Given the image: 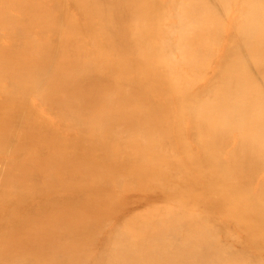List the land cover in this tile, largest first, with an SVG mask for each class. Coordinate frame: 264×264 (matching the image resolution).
Segmentation results:
<instances>
[{
	"label": "bare ground",
	"instance_id": "6f19581e",
	"mask_svg": "<svg viewBox=\"0 0 264 264\" xmlns=\"http://www.w3.org/2000/svg\"><path fill=\"white\" fill-rule=\"evenodd\" d=\"M0 264H264V0H0Z\"/></svg>",
	"mask_w": 264,
	"mask_h": 264
}]
</instances>
